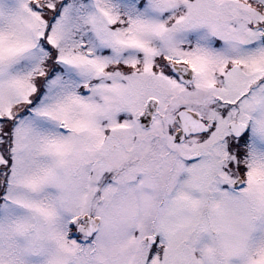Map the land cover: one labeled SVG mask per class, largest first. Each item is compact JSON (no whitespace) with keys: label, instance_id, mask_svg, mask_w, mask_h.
Here are the masks:
<instances>
[{"label":"snow or ice","instance_id":"6c2138e0","mask_svg":"<svg viewBox=\"0 0 264 264\" xmlns=\"http://www.w3.org/2000/svg\"><path fill=\"white\" fill-rule=\"evenodd\" d=\"M0 264H264V0H0Z\"/></svg>","mask_w":264,"mask_h":264}]
</instances>
